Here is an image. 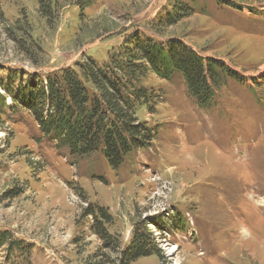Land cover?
Wrapping results in <instances>:
<instances>
[{
    "label": "rangeland",
    "instance_id": "obj_1",
    "mask_svg": "<svg viewBox=\"0 0 264 264\" xmlns=\"http://www.w3.org/2000/svg\"><path fill=\"white\" fill-rule=\"evenodd\" d=\"M95 2L54 0L45 14L38 0H0V80L107 61L133 33L180 39L239 77L201 107L180 75H150L158 104L137 119L154 139L115 169L100 153L70 157L26 111L7 110L0 230L26 253L3 247L0 264H120L135 229L154 253L127 264H264V0H196L173 25L160 23L169 0Z\"/></svg>",
    "mask_w": 264,
    "mask_h": 264
},
{
    "label": "trees",
    "instance_id": "obj_2",
    "mask_svg": "<svg viewBox=\"0 0 264 264\" xmlns=\"http://www.w3.org/2000/svg\"><path fill=\"white\" fill-rule=\"evenodd\" d=\"M52 1L38 0L40 10L48 14ZM95 1L75 0L74 4L85 9ZM195 2L169 0L170 8L160 23L173 25L194 15ZM150 75L161 79L180 75L188 93L201 107L211 104L228 78L239 77L222 60L204 56L180 39L160 41L133 33L104 62L88 57L75 68L64 67L43 76L29 73L24 77V73L9 70L0 80V118L7 110L26 111L56 149L65 148L70 157L78 159L100 153L115 169L154 139L151 126L137 119L138 108L152 111L158 104V94L145 85ZM44 166L40 165L38 171ZM97 209L106 217L101 207ZM87 211L93 213L90 206ZM170 219L182 222L181 217ZM152 242L146 229H135L121 250L120 264L153 254ZM3 247L26 253L24 243L0 230V249Z\"/></svg>",
    "mask_w": 264,
    "mask_h": 264
}]
</instances>
